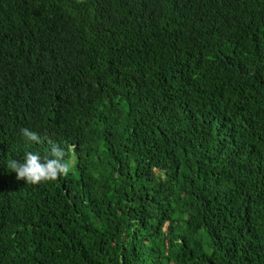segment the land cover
<instances>
[{
    "label": "trees",
    "instance_id": "1",
    "mask_svg": "<svg viewBox=\"0 0 264 264\" xmlns=\"http://www.w3.org/2000/svg\"><path fill=\"white\" fill-rule=\"evenodd\" d=\"M0 264H264V0H0Z\"/></svg>",
    "mask_w": 264,
    "mask_h": 264
},
{
    "label": "clouds",
    "instance_id": "2",
    "mask_svg": "<svg viewBox=\"0 0 264 264\" xmlns=\"http://www.w3.org/2000/svg\"><path fill=\"white\" fill-rule=\"evenodd\" d=\"M21 135L30 141L39 142L38 134L25 127L20 130ZM65 152L59 146L53 144L51 157H44L43 161L38 154L31 151L25 153L24 161L9 159L5 162L7 170L15 172L17 180H24L28 184H39L54 181L61 175L67 176L72 164L64 159Z\"/></svg>",
    "mask_w": 264,
    "mask_h": 264
}]
</instances>
